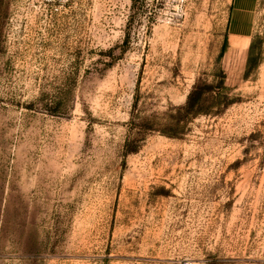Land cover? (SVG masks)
Segmentation results:
<instances>
[{"label": "rangeland", "instance_id": "obj_1", "mask_svg": "<svg viewBox=\"0 0 264 264\" xmlns=\"http://www.w3.org/2000/svg\"><path fill=\"white\" fill-rule=\"evenodd\" d=\"M0 264H264V0H0Z\"/></svg>", "mask_w": 264, "mask_h": 264}]
</instances>
